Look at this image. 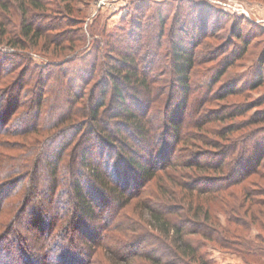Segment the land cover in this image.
I'll return each instance as SVG.
<instances>
[{"label": "rangeland", "instance_id": "rangeland-1", "mask_svg": "<svg viewBox=\"0 0 264 264\" xmlns=\"http://www.w3.org/2000/svg\"><path fill=\"white\" fill-rule=\"evenodd\" d=\"M55 3L52 0L50 2L54 9ZM72 9L71 15L73 18H77L79 23L73 28L65 26V21H62L65 15L57 14L55 11L48 12L49 16L56 19L53 23L61 25L62 28L59 31L48 32L46 37L41 39L36 49L28 44V51L31 52L34 59H32L33 63L28 73H26V69L19 67L21 62L18 61L14 65L12 61L10 63L5 61L6 59L13 60V54H18L5 44L0 45L1 69H4L6 73L18 71V75L24 74L23 79L30 80V72L36 69L64 66L67 69V80L61 86L60 98L62 102L60 104L66 107L69 103V97H72L69 96L67 90V84L70 83L68 79H77V84L83 81V78L79 77V69L91 67L99 56L93 50L94 44L102 47V51L105 52L112 49L113 57H119L121 54L128 56V53L130 54L132 51L136 54L141 53L139 57L145 65L151 66L150 76L155 80L158 93L161 94L160 96L166 105H169L170 113V118L166 121L163 119L164 110L156 109L153 111V118H151L153 133L148 140H151L150 143L154 148L151 153L147 150L146 139L139 137L137 132L131 128L132 125H128L125 119L103 117L98 123L90 122L92 128L86 129L79 139L81 147L82 143L88 145L93 139L92 151L94 154H89L88 161L96 162V158L104 157L105 160L113 164V167H116L123 155L122 159L125 161V166L123 168L120 165L119 168L125 174L128 188L125 191L126 195L131 196L133 194L132 189V191L140 189L141 180L144 177V173L139 167L147 166L152 170H158L161 167L169 168V164L177 160L175 157L180 155L181 159H186L188 162L198 160V162L209 164L215 168L222 159L225 163L224 169L215 170L208 166L209 169L205 172L199 169H181L180 167V175L177 176L172 171L170 174L165 173L162 179L171 183L167 184L168 188L174 187L173 190L181 191L183 188L179 186V180L189 181L188 177L182 176L184 174H189L190 178L194 176L196 181H205L203 184H198V187L207 188L217 185L207 180L213 182L215 179L229 178L232 174L231 179L233 181L246 178L240 185L232 188L237 196L252 191V193H256L253 196L256 201L264 202V0H78L72 4ZM19 14L20 9L17 4L6 14L0 12V20L2 17L8 20V33L4 37H12L19 32L21 25ZM160 17L165 21H159ZM134 23L141 27L138 31L134 29L137 33L135 38L131 36L134 34L132 26ZM48 24L50 23H47L46 26ZM58 34H67L66 36L71 38L74 35L79 38L82 36L84 42L72 44L77 48L72 53L69 50L70 44L68 42L63 45H55L49 41L51 40L50 37L58 36ZM159 44L160 48L158 47ZM174 44L179 47L181 52L191 51L195 56L196 65L190 74V84L193 87L186 93L183 92L181 80L174 71ZM128 45L132 48L130 49ZM151 54L153 56L157 54V56L152 57ZM99 59L97 63L100 65V78L96 80L95 83L97 84L105 76V73H102L103 53ZM59 76L61 77V75ZM114 80L111 78V81ZM44 81H46L45 77L42 80L41 78L36 80L35 83L39 85L38 89ZM8 85L7 81L1 87L7 89ZM92 85H87L84 82L85 100H82V105L80 104L79 107H84L89 95L91 96ZM7 90L6 94L0 96L2 102L4 101L3 96L9 94ZM127 91L129 94L137 92L136 90L132 91L131 88H127ZM191 91L193 92L192 97L195 95L198 98L200 96V99L204 95L209 97L210 103L203 106L202 109L205 112L203 114L207 120L214 119L215 121L210 122L205 130L201 129L196 132L193 135V140L189 139L187 143L181 144L174 153V141L178 133L177 124L185 122L187 118V103ZM75 92L73 89L72 93ZM140 94L144 97L145 91L140 90ZM25 95L22 93L21 100ZM14 96L19 98V94ZM129 103L135 104V101L130 100ZM111 104L110 100L109 105L111 106ZM133 110L140 114L139 109L134 108ZM103 135L104 137L112 135L113 138H110L112 145L105 143ZM4 139L10 141L9 138ZM14 140L17 139H11V141ZM55 149L52 147L51 153ZM76 150L78 153L80 149ZM51 153L43 156L41 164L50 161ZM75 153L74 150L72 157L70 156L67 162L70 163L71 159L74 161L76 174L69 176V169L67 168L65 171L68 173L64 174L62 181L65 185L68 182L73 183V179L75 182L76 180L80 181L84 193L91 203L92 210L99 217V221L96 217H90L81 212L82 207L79 203L75 204L77 203L74 200L76 192L68 188V184L64 186L63 195L61 194L54 201H49L48 197L44 195L49 189V179L45 170H40V174L37 175L38 185L32 202L22 206L16 224L10 227V232L5 233L0 242V264H4L2 260H12L10 256L5 255L6 250L12 249L17 253L18 244L32 247L31 251L26 250L24 258L27 260L32 258L31 261L34 264L41 263L43 256L47 258H45L47 264H86L89 259V247L102 236L104 225L112 219L113 208L117 202L114 200L113 194H105L97 188L90 187L87 191L85 184L87 179L85 169H83L84 161L82 158H75ZM132 158L135 159V164L130 166L127 161ZM137 163H139V167L136 166ZM235 167L237 168L235 169ZM64 168L66 169V167ZM161 176L162 173L158 175L157 179L152 180L148 189L143 192L145 194L143 197L132 199L130 205L124 208L122 219L127 220L130 217L132 224L135 223L138 226L140 230L133 234L138 235V237L135 236L136 239H143L148 235L151 240L150 243L131 248V251L142 250V253L145 254L150 251L158 257L171 260L170 251L178 250L179 247L170 238L169 240L163 238L162 241H158L149 235L151 234L149 231L152 230L150 229L152 222L147 208L148 205L155 206V208L157 206V209L161 206L157 202V193H160V190L155 185ZM172 178H175L176 181ZM112 183L115 181L113 180ZM191 184L195 185V182H191ZM12 187L14 188V185ZM166 188L163 189L166 190ZM171 189L168 190L171 191ZM224 193L226 194V192ZM216 197L215 195H206L201 198V202L205 204L202 205L205 207L204 213L207 212V217H211L209 222H204L206 218L205 214L202 213L201 219L204 220H199L198 223L193 224L198 220L194 214L187 210L189 209L187 204L181 200H170L166 207H172L173 216L180 222H192L188 225L190 231L186 235V239L194 245L203 243V249L208 251L214 264H247L246 262H253L249 258L245 259L233 246L243 248L245 247L244 243H248L252 249L264 250V221L258 222L256 221L258 220L257 216L251 217L247 213V216L246 214L240 215L236 223L230 224L231 212L229 209L231 207L225 208L220 200H216ZM203 199H210V201ZM145 201L147 207L143 205ZM209 207L210 211H207ZM50 208L53 212L51 216L55 218L64 212L69 214L67 220L64 219L63 226L53 237H50L51 230L48 229ZM75 208L76 210L77 208L80 209L78 215L73 214ZM197 208L196 205L193 206V209ZM256 210L264 211V205L258 206ZM143 214L144 218H141L140 215ZM262 219L264 220V218ZM71 221L74 224L69 226ZM193 230L197 232L192 234ZM227 230H231V232L225 234ZM207 232L213 233L214 239L218 240L209 241L205 239L202 234ZM19 236L21 241L18 239L17 244L14 240ZM153 236L155 237V235ZM223 239L226 241H222ZM47 242L52 243L49 248L46 247ZM55 242H59L63 249L55 245ZM228 243L229 245H227ZM63 244L66 245L65 248ZM118 255L124 256L123 253ZM103 256L99 250L94 262H101L104 259ZM142 261L145 262V259Z\"/></svg>", "mask_w": 264, "mask_h": 264}, {"label": "trees", "instance_id": "trees-1", "mask_svg": "<svg viewBox=\"0 0 264 264\" xmlns=\"http://www.w3.org/2000/svg\"><path fill=\"white\" fill-rule=\"evenodd\" d=\"M47 1L48 0H0V12L5 14L10 12L15 4L19 6L21 21L20 30L15 35L12 34V37H4L7 36L8 33V20L2 17V20H0V45L5 44L10 49H13L14 53L18 52V54H13V60L6 59L5 61L9 63L12 61L14 65H16L18 61L21 62L19 67L26 69V73L29 72L30 66L33 63L31 52L28 51V44H30V47L36 49L41 39L46 37L48 32L59 31L62 28L61 25L53 23L56 19L48 15L49 11H55L60 15H67V17L64 16L62 20L65 21V26L67 28H73L79 24L78 19L73 18L71 15L73 12L72 4L78 0H52L56 2L55 9L50 4L51 0ZM159 21L163 22L165 20L160 17ZM47 23L50 24L46 26ZM132 26L134 34L131 36L135 38L137 36L135 31L140 30L141 27L136 23L132 24ZM159 34L161 35V33ZM66 35L58 34V36L50 37L51 40L49 41H52L55 45H63L68 42L70 44L69 50L74 53L77 48L72 44L76 42L83 43L84 38L82 36L79 38L76 35L71 38ZM139 37L138 35V38ZM159 46L160 44L158 47ZM129 48L131 49L132 47ZM45 50L47 51V49ZM93 50H95L99 56L95 59V63L91 67H81L79 69V77L83 78V81L78 83V85L76 83L77 79H68L70 83L68 82L67 84V90L69 91L67 92L69 96L72 97H69V103L66 107L60 104V102H62L60 98L61 86L63 83L65 84L67 80V69L64 66L59 67L58 65L57 67L49 66V69H36L30 72V80L23 79L24 74L18 75V71L16 72L14 70L6 73L4 69L0 67V96L6 94L7 89L9 92L8 95L3 96V102L1 100L2 98L0 99V242L4 238V234L10 232V227L16 224L22 206L32 202V197L35 195L37 189V175L40 174V170H45L47 178L49 179V189L46 192L44 191V195L48 197L49 201H54L56 198H59L61 194L63 195L65 192L64 186L68 184L67 187L76 192L74 200L77 202L75 204L79 203L80 207H82L81 212L86 213L90 217H96L99 221V217H97L92 210L91 203H89L80 181L76 180L75 182V179H73V183L68 182L66 185L62 181L64 174L67 172L65 171L67 168L69 169V176L76 171V164L74 161L71 159L70 163L67 162L70 156L72 157L75 150V158H82L84 161L83 169H85L87 179V183H85L87 191L90 187L97 188L105 192V194H113L114 200L117 202L115 208H113L112 219L104 225L102 236L100 239L95 240L92 246L89 247V259L86 264H214L208 251L203 249V243L200 242L194 245L186 239V235H188L190 231L188 225L192 224V222H180L173 216L171 212L173 210L172 207H166L167 202L170 200H181L185 202L189 207L187 210L194 214L195 218L198 220L193 222V224L198 223L199 220H204L201 219L202 213H204L205 210V207L202 206L204 203L201 202V198L206 195H215L217 196L216 200H220L225 208L231 207L229 209L231 214L228 211L230 214V224L236 223L240 215L246 214L247 216V213L251 217L257 216L258 220L256 221L263 222L264 220L262 218H264V211L262 210L259 212L256 208L264 205V202L256 201L254 199L255 197H253L256 193H252V191L248 192V194L237 196L232 188L240 185L246 178L233 181L231 179L233 176L232 174L229 178L215 179L213 182L207 180L212 184H217L216 186H209L208 188L198 187V184H203L205 181H196L194 176L190 178L189 174H184L182 176L188 177L187 179H189V181L179 180V186H181L183 190H173L174 187L172 189L168 188L167 184L171 183L162 179L165 173L170 174L174 171L178 176L180 175V167L181 169H199L205 172L209 167L211 169L214 168L209 164L198 162V160L196 162H188L186 159H181L180 155H178V157L174 156L177 160L174 159L175 161H172V164L168 163L170 166L169 168L161 167L158 170H152V168L147 166H142L141 168L139 167V163H137L138 165L136 166L144 173L143 180H141L142 184L140 189L134 190L136 192L132 191V189L131 192L133 194L127 196L125 191L128 190V188L126 178L124 177L125 174H123L121 172L122 169L119 168L120 165H122L123 168L125 166V161L122 159L123 155L116 167H113V164L105 160L104 157L96 158V162L88 161L89 154H94L92 151L93 139L90 140L88 145L82 143V147L79 143V139L86 129L92 128L90 127V122L98 123L103 117L110 119L118 118L119 120L125 119L128 125H132L131 128L137 132L139 137H144L146 139L145 143L148 146L147 150L151 153L154 148L152 147V143H150L151 140H148L153 133V124L151 121V118H153V111L156 109L159 111L160 109L162 111L164 110L163 119L168 121L170 118L169 105H166L162 96H160L161 94L158 93V89L155 87V80L150 76L152 72L151 66L145 65L143 61H141L139 57L141 53L136 54L132 51V53H128V56L120 53L121 55L119 57H113L112 49L111 51L105 52L102 51V47L96 44H94ZM102 53L104 57L102 73H105V76L97 84L95 82L100 78V65L97 61L100 60L99 58ZM157 54H154V56L151 54L150 56L156 57ZM173 56L175 58V64H173L174 71L181 80L183 92L186 93L193 87L190 84V74L196 65L195 56L191 51L181 52L176 44H174ZM58 75H61V77L59 76L61 79ZM44 77L46 81H44V83L42 82L38 89L39 85L35 82L36 80H40V78L42 80ZM111 78L115 80L118 79V81H111ZM32 80L34 81L33 83L31 82ZM7 81L9 84L8 88L5 89L1 87L4 85V82ZM84 82H86L87 85L93 84L92 86L94 89L91 87V96L89 95L85 106L79 107L82 100H85L83 92L85 89ZM127 88H131L132 91L136 90L137 92L129 94ZM73 89L76 91L74 94L72 93ZM140 90L145 91L144 97L140 96ZM22 93L26 95L21 100ZM15 94H19V98L14 96ZM192 94L193 92L191 91L188 97L187 118L185 122L177 124L178 133L174 141V153L179 149L181 144L187 143L189 139L193 140V135L196 134V132H199L201 129L205 130L210 122L215 121L214 119L207 120L205 114H203L205 112L202 108L210 103L209 97L204 95L200 99V96L199 98L197 95L192 97ZM13 98L14 100L12 101ZM110 100L112 102L111 106L109 105ZM130 100H134L135 104L129 103ZM134 108L139 109L138 111L140 114L135 113L133 110ZM94 126L96 125L94 124ZM100 130L98 131L102 133V130ZM4 138H9L10 141ZM12 138L17 140L11 141ZM103 138H105V143L112 145L110 143V138H113L112 135H108V137H104L103 135ZM52 147L56 149L51 153ZM76 149H80L78 153ZM49 153L52 155L50 161L41 164L43 156ZM127 162L130 166H133V164H135V159H128ZM204 166L207 167L203 169L202 167ZM64 167H66V169ZM224 168L225 163L221 159V163L214 169L221 170ZM236 168L237 167H235V169ZM170 169H172L171 172ZM257 170L259 171L260 168ZM158 173H162V176L158 179V182L156 181L157 183L155 185L160 190V193H157V202H159L161 206L157 209V206L155 208V206L148 205L147 212L152 222L150 223V229L152 230L149 231V233H151L149 235L151 238L157 239L158 241L163 238L168 240L170 238L171 241L179 247L178 250L170 251L172 256L171 260L158 257L150 251L148 254L142 253V250L131 251V248L150 243L151 240L148 235L146 238L136 239L138 235L133 234L140 230L138 226H136L135 223L132 224L130 217H127V220L122 219L124 217V208L130 205L132 199H139L145 195L143 192L148 189V185L152 180L157 179ZM172 179L176 181L175 178ZM113 180L115 183H112ZM191 182H195V185L191 184ZM12 185H14V188ZM164 187H167V192L163 189ZM168 189H171L172 192ZM243 190L245 191V188ZM224 192H226V194ZM170 195L172 196L170 197ZM203 200L210 201V199ZM162 201L164 202L162 203ZM234 203L237 207H234ZM143 205L147 207L146 201ZM195 205L198 207L197 209H193ZM207 209V211H210V207ZM50 212L48 216L50 218L48 229L51 230L50 237H53L63 226L62 223L64 219L67 220L69 214L64 212L55 218L51 216L53 215L51 208ZM78 213H80V209L78 210L77 208L76 210L75 208L73 214L78 215ZM204 214L206 218L204 222H209L211 217H207V212ZM140 216L144 218V214ZM73 224L74 222L71 221L68 225L72 226ZM98 230L101 231L99 228ZM196 232L197 231L193 230L192 234ZM230 232L231 230H227L225 234H229ZM153 235H155V237ZM202 235L209 241L218 240L214 239L213 233L207 232ZM18 239L21 241L20 236L14 241L17 243L19 242L17 241ZM222 241L226 240L223 239ZM223 244L226 245L225 243ZM50 245H52V243H46L47 248H49ZM55 245H58V247L61 246L59 242H55ZM227 245H229V243ZM17 246V253L12 249L6 250L5 255L10 256L13 261L5 259V261L2 260V263L34 264V262L31 261L32 258H29V260L24 258L26 250L31 251L32 247L24 244H18ZM244 246L243 248L233 246V248L244 256L245 259L249 258L250 261L253 260V262H246L247 264H264L263 249H252L248 243H244ZM63 247L65 248L66 245L63 244ZM99 250L103 253L104 259L97 263L94 261ZM120 253H123L124 256L118 255ZM22 254L24 255L22 256ZM45 258L46 257L43 256L42 262L39 264H47ZM144 259L145 262L142 261Z\"/></svg>", "mask_w": 264, "mask_h": 264}]
</instances>
